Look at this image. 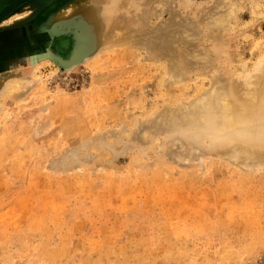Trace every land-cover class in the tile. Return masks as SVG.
<instances>
[{"label": "rangeland", "instance_id": "obj_1", "mask_svg": "<svg viewBox=\"0 0 264 264\" xmlns=\"http://www.w3.org/2000/svg\"><path fill=\"white\" fill-rule=\"evenodd\" d=\"M65 1L0 21V264H264V0Z\"/></svg>", "mask_w": 264, "mask_h": 264}, {"label": "bare ground", "instance_id": "obj_2", "mask_svg": "<svg viewBox=\"0 0 264 264\" xmlns=\"http://www.w3.org/2000/svg\"><path fill=\"white\" fill-rule=\"evenodd\" d=\"M52 1L53 0H13V1L6 3V4H2L1 3L2 1H1L0 2L1 3L0 21L2 19H5L7 16H9L16 9L23 7L28 3L33 2V4L30 5L29 8H30L31 12L34 11L33 13H36L38 9H41L42 7L50 4ZM89 1L90 0H66L64 3V6L61 7L63 9V12H61L59 16L53 17V18H56V22H59L61 20L63 21L64 19H66V17H68V15L72 14V12L74 11V8H76L78 5H81V4H86V7L88 6V8L90 9V12H91L92 9H91V4L90 5L88 4ZM104 1L105 0H95L96 10H93L95 12L94 13L95 16L97 17L96 22L98 23V26L100 27L99 40L101 41V45L103 47L105 44L113 43V41L122 42V40L125 39L127 36L126 33L124 34L120 30H118L117 25H115V22L111 19L112 11H113L111 2H109L107 5H104ZM110 24H111L112 28H110L111 30H108ZM102 46L101 47L99 46L98 49H101ZM82 55L85 56V53L80 54V55L77 54L74 58H77L78 56H82ZM52 57H53L52 54H48V56H40L38 58V62L40 63L41 61H44V60H46L48 58H52ZM32 70H34V69H32ZM31 79L32 80L34 79L33 74L31 75ZM23 82L24 81H22V79L15 78V77H14V79L12 78V79H8V81H5L3 83V87H0V101H2L5 97L13 95V93L19 88V86H21V84ZM260 88H262V92H264V78L261 82ZM262 101H264V95L262 97ZM242 107H243V105H242ZM237 112L238 111H235V110H232V112H228V111L221 112V114L218 116L220 119H222L224 121L231 120V122H226L223 125V127L226 130L232 129V133L229 134L230 136L234 135V134L237 135L240 131H241V133H245V132L247 133L248 130H247L246 126H247L249 120L255 118L254 116H256V115H258L259 117H262L264 115V109L262 107H260V106L257 107V106H253V105L249 106V107L246 106V109L244 111L245 115H240V112H238V113ZM246 115H247V117H245Z\"/></svg>", "mask_w": 264, "mask_h": 264}]
</instances>
